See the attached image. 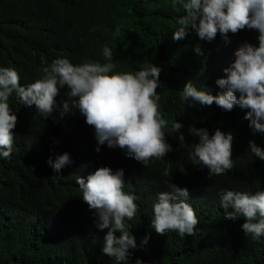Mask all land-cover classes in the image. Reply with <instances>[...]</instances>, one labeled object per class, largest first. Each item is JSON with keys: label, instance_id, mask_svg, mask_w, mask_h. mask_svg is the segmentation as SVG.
<instances>
[{"label": "trees", "instance_id": "obj_1", "mask_svg": "<svg viewBox=\"0 0 264 264\" xmlns=\"http://www.w3.org/2000/svg\"><path fill=\"white\" fill-rule=\"evenodd\" d=\"M183 6L172 0H0V66L13 67L20 84L34 82L38 69L57 58L71 63L99 62L107 45L114 71L132 72L147 61L162 68L159 110L180 122L183 144L175 134L166 141L173 151L144 168L122 150L101 146L97 153L94 129L78 111L43 119L35 106L9 104L17 115L10 160H0V264H116L101 253L107 229L95 226L94 210L82 200L76 176L87 178L98 168L123 169L124 191L140 197L129 229L137 247L129 264H264V237L253 241L241 230L243 218H224L217 192L224 189L264 191V161L248 152L249 141L264 149V134L253 135L244 119L246 110L225 111L213 103L189 107L180 100L184 85L216 95L215 84L234 53L245 42L258 46L256 30L219 33L201 40L189 29L183 40L173 39ZM117 28L120 29L117 33ZM199 46L203 55L194 52ZM61 89L57 103L66 99ZM231 132L233 169L208 178V170L192 165L188 147L198 142L189 126ZM71 163L55 172L49 159L63 153ZM183 166L184 172H181ZM189 193L199 223L194 235L170 231L160 235L151 227L156 195L167 191L166 181ZM116 235L119 237L120 233ZM147 240L146 243L144 241Z\"/></svg>", "mask_w": 264, "mask_h": 264}, {"label": "clouds", "instance_id": "obj_2", "mask_svg": "<svg viewBox=\"0 0 264 264\" xmlns=\"http://www.w3.org/2000/svg\"><path fill=\"white\" fill-rule=\"evenodd\" d=\"M173 5L183 6L185 15L177 22L173 39L183 40L189 29L194 30L201 40L212 41L217 34L228 42V34L245 28L256 30L258 46L245 42L234 53V60L223 70V78L215 84L222 91L212 95L209 90H198L192 81L187 82L180 100L189 107L196 104L211 106L215 103L225 111L234 106L246 110L244 119L253 135L264 134V0H172ZM117 33L120 29L117 28ZM194 52L203 55L199 46ZM104 63L81 62L73 64L67 58H57L38 69V78L26 85L20 84V76L13 67L0 66V160L12 157L17 115L10 107V97L20 105L35 106L36 113L43 119L58 113L64 115L76 110L85 123L94 129L97 143L101 146L122 150L127 158L134 159L144 168L164 159L173 151L166 141L175 134L183 144L180 133L183 124L166 119L167 114L159 110L162 68L144 61L132 72L114 71L113 52L105 45L102 50ZM68 89L66 99L57 103L61 89ZM198 142L188 148L187 159L192 165L206 168L208 178L225 175L233 169L231 132L216 129L210 134L207 128H188ZM248 152L264 161V149L249 141ZM49 166L59 173L71 163L70 155L63 153ZM184 172L183 166L179 169ZM167 191L156 195L152 205V225L157 234L174 231L179 236L194 235L199 223L189 201L187 189L170 183V174L164 173ZM82 200L89 210H94L95 226L107 229L101 247L102 255L114 259L116 264H129L130 250L136 249L135 238L130 234L131 223L137 215L140 197L124 191L123 169L113 171L108 167L98 168L87 178L76 176ZM224 218L232 221L243 218L241 230L253 241L264 237V191L254 194L235 189H220L217 192ZM119 232V237L116 233ZM147 240L144 241L146 243ZM135 264H143L140 259Z\"/></svg>", "mask_w": 264, "mask_h": 264}]
</instances>
